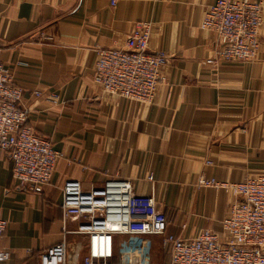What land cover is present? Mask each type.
Returning <instances> with one entry per match:
<instances>
[{
	"label": "crops",
	"instance_id": "crops-1",
	"mask_svg": "<svg viewBox=\"0 0 264 264\" xmlns=\"http://www.w3.org/2000/svg\"><path fill=\"white\" fill-rule=\"evenodd\" d=\"M213 1L0 0V62L22 89L28 123L62 154L34 192L17 186L0 151V215L8 222L0 264L33 263L61 240L68 179L84 189L130 179L136 194L154 195L167 232L221 230L235 196L201 180L264 172V0L256 57L218 63L210 61L215 35L200 26ZM134 21L151 22L149 48L168 55L152 103L103 93L92 80L95 48L123 47Z\"/></svg>",
	"mask_w": 264,
	"mask_h": 264
},
{
	"label": "built area",
	"instance_id": "built-area-1",
	"mask_svg": "<svg viewBox=\"0 0 264 264\" xmlns=\"http://www.w3.org/2000/svg\"><path fill=\"white\" fill-rule=\"evenodd\" d=\"M115 2L110 0L111 5ZM261 24L260 0H214L206 5L200 26L216 38L210 61L253 60ZM151 29L149 21H134L123 47L95 48L92 80L101 92L138 103L154 101L158 85L167 79L168 55L149 48ZM13 78V70L0 62V151L8 152L17 186L40 192L62 154L28 123L22 89ZM147 178L152 180L151 175ZM201 184L226 187L235 200L220 231L205 228L183 237L166 231L167 218L154 195L136 194L130 179L113 176L102 186L87 189L79 180H65L61 240L41 250L35 262L16 264H139L129 249L121 252L123 240L133 236L165 244L168 264H264V172L250 173L239 182L202 179ZM68 220L75 228H67ZM7 225L0 215V239ZM6 257L0 248V262Z\"/></svg>",
	"mask_w": 264,
	"mask_h": 264
},
{
	"label": "rangeland",
	"instance_id": "rangeland-1",
	"mask_svg": "<svg viewBox=\"0 0 264 264\" xmlns=\"http://www.w3.org/2000/svg\"><path fill=\"white\" fill-rule=\"evenodd\" d=\"M129 249L133 255V262L139 264H165L167 263L168 247L160 240L151 237H126L122 244V253Z\"/></svg>",
	"mask_w": 264,
	"mask_h": 264
}]
</instances>
